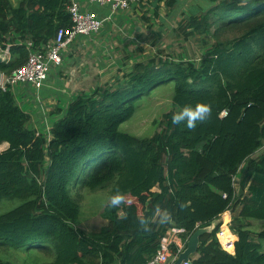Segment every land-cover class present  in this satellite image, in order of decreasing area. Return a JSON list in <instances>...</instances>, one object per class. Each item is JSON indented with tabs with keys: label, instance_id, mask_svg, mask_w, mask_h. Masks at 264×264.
Returning a JSON list of instances; mask_svg holds the SVG:
<instances>
[{
	"label": "trees",
	"instance_id": "trees-1",
	"mask_svg": "<svg viewBox=\"0 0 264 264\" xmlns=\"http://www.w3.org/2000/svg\"><path fill=\"white\" fill-rule=\"evenodd\" d=\"M148 1L156 18L162 5L168 14L179 3ZM206 1L203 10L181 13L172 31L184 42L200 40L198 60L157 52L114 86L81 92L51 112L58 118L46 132L35 128L25 93L20 100L16 89L0 88V203L18 202L0 214V254L39 253L44 260L32 264H147L170 230L187 243L213 225L190 264H264V230L251 228L264 224V0ZM70 4L0 0L4 77L25 64L27 43L42 50L71 27ZM169 82L172 110L160 132L144 139L121 133L137 101ZM198 103L211 107L204 122L192 130L172 124L173 114ZM84 190L124 197L106 205V224L91 232L78 228ZM229 211L233 254L216 236ZM169 251L174 257L176 246ZM0 264L15 263L0 257Z\"/></svg>",
	"mask_w": 264,
	"mask_h": 264
},
{
	"label": "rangeland",
	"instance_id": "rangeland-1",
	"mask_svg": "<svg viewBox=\"0 0 264 264\" xmlns=\"http://www.w3.org/2000/svg\"><path fill=\"white\" fill-rule=\"evenodd\" d=\"M13 1L15 2V0ZM178 2L179 3L173 7L172 11H169L168 14L164 7H160L159 18H156V16L153 15L155 10L150 9L148 3L147 5L140 6L139 12L143 19L141 26L143 33L141 35L140 33L134 32L133 22L130 27L125 31H122V34L120 32L118 33V31H114L112 32V36L111 32H109L110 37L108 34L106 35L108 29L103 26L100 29L99 34L102 33L101 35H103L104 39H106L105 37L110 38L108 42H105V49L103 52L104 57H101L100 59L104 66L100 69V63L97 60H90V68L85 73L89 79L88 82H84L82 77L84 76V72L81 71L82 67H74V83L80 85L81 90H79V93L82 91L87 93L92 92L97 86H114L117 79L119 78V80H121L122 75L131 71L136 62L147 60L148 58L153 57L157 52H161L163 56H168L172 59H186L194 62L198 60L205 52V47L201 46V43L199 42L200 40L198 42H184L175 37V34L172 31L176 27V19L181 13H186L189 9L193 10L194 8L203 10L207 5V1L178 0ZM160 12L162 18H160ZM99 70H102V72ZM51 74L52 72L49 74L46 87L49 85L48 82L56 81ZM80 81L81 83H79ZM54 85L57 86V84ZM46 87L38 92V97L41 100L40 104H37L35 94H30L29 90L23 91L25 88L23 85L17 86V93H15L16 97L20 98V100H23V94H26L25 97H27L28 101L33 104V107L30 110L34 116L33 124L35 128L45 130L44 132H46L47 127L58 118H56L54 113L51 114V112L55 111L56 108L64 109L67 104L66 100L68 99V97L67 99H64L55 95L43 99L44 93L48 90ZM66 90L69 91L68 94H73L72 87ZM172 95L173 82H169L156 87L149 95L142 96L136 103L134 115L120 126L119 131L136 137L137 139L150 138L156 132H160L161 127L158 123L163 114L172 110ZM48 102H51V104ZM38 105L39 107H37ZM37 108L39 114L36 111ZM37 114L39 118L36 117ZM243 169L244 168L241 167L235 177L237 195H239L238 182L240 181ZM80 195L81 215L78 228L85 232H91L105 225L106 222L101 214L106 205L109 204V193L99 192L91 194L84 190L80 191ZM16 203L18 202L15 201L11 203L4 201L0 203V214L11 210V208L18 205ZM233 215V211H229L226 215L222 216V218L218 220L220 226H224L225 222L226 227L230 230ZM251 228L254 232H260L261 230H264V224L252 223ZM176 240L177 235L168 232L163 243L169 247V245L172 243L174 244ZM262 246L264 250V243H262ZM0 257L15 264H32V262L44 260L39 253L30 254L28 252L24 253V251H11L9 254H0Z\"/></svg>",
	"mask_w": 264,
	"mask_h": 264
},
{
	"label": "built area",
	"instance_id": "built-area-1",
	"mask_svg": "<svg viewBox=\"0 0 264 264\" xmlns=\"http://www.w3.org/2000/svg\"><path fill=\"white\" fill-rule=\"evenodd\" d=\"M88 2L98 6L109 5L112 11L117 12H124L130 8V0H88ZM68 14L71 20V27L68 29H59L55 39L47 44L44 49L38 51L33 50L32 44L27 43L28 56L25 64L13 71L11 75L7 77L3 76L0 85L2 90L16 89L19 85H23L27 89H34L37 102L40 104L38 92L45 86L51 69L62 65L63 55L68 47L74 43L78 36L89 38L98 34L104 26V23L110 21L109 17L99 18L93 12L82 10L78 0H71ZM3 55L8 60V52H4ZM225 114V112L222 113V116ZM169 233H175L177 235V240L174 243L177 250L176 255L172 257L169 251L173 243L167 247L164 245L163 240L161 248L147 264H174L179 254L184 251L186 243L180 241L179 231L172 229ZM216 236L221 248L232 253L235 237L226 227L225 222L224 226L220 227ZM182 264H190V262H183Z\"/></svg>",
	"mask_w": 264,
	"mask_h": 264
},
{
	"label": "crops",
	"instance_id": "crops-1",
	"mask_svg": "<svg viewBox=\"0 0 264 264\" xmlns=\"http://www.w3.org/2000/svg\"><path fill=\"white\" fill-rule=\"evenodd\" d=\"M80 3L82 10L87 12H93L96 14L99 18H110V21L104 23V28L108 29V32L106 35H109V32H111V35L113 36L112 32L118 31L121 34L122 31H125L128 27L131 26L133 22L134 26V32L140 33L142 32V22L143 19L141 18V14L139 12L140 6L147 5L150 9L154 10L153 6L150 4L151 1L148 0H130V8L127 11L124 12H117L112 11L109 5L104 6H98L95 4H90L88 0H78ZM161 6V5H160ZM163 7V5L161 6ZM161 10V9H160ZM153 13V12H152ZM154 15V13H153ZM158 18H159V12H158ZM160 18H162V14L160 12ZM102 33H98L96 35H93L89 38H85L82 36H78L74 43L71 44L66 52L63 55V61L62 65H60L57 68H54L52 72V76L56 79L55 82H48L49 85L46 87L48 90L44 93L43 99L48 98L50 96H57L60 98L68 99L66 100L67 103L72 100L77 94H79V90H81L80 85H77L75 82V74H74V67H82L81 71H83V79L84 82H88L89 79L85 73L90 68V60L98 61L99 68L102 69L104 64L101 62V57H104V49H105V42L109 41V37L103 38ZM105 35V36H106ZM95 58V59H94ZM102 72V70H99ZM50 75V76H51ZM81 79V77H80ZM57 84L55 86L54 84ZM81 83V81L79 82ZM53 85V86H52ZM60 86V87H59ZM72 87L73 94H68V88ZM98 87V86H97ZM78 91V92H77ZM76 92V93H75ZM84 93H87L85 91H82ZM41 103V100H40ZM51 104V102H48ZM58 109V108H56ZM37 118H39L38 114L36 115Z\"/></svg>",
	"mask_w": 264,
	"mask_h": 264
},
{
	"label": "clouds",
	"instance_id": "clouds-1",
	"mask_svg": "<svg viewBox=\"0 0 264 264\" xmlns=\"http://www.w3.org/2000/svg\"><path fill=\"white\" fill-rule=\"evenodd\" d=\"M210 114H211V107L209 105L198 103L195 106H186L178 113L173 114L171 117V122L173 125L183 124L187 129L192 130L197 127L198 122H204L210 116ZM235 181L236 179L234 178V182ZM123 200H124L123 195L119 193L112 195L109 198V206L117 207L123 202ZM166 219H167V213H165L162 220H166ZM141 223L142 225L146 226V222L142 221ZM235 241H236V237H235ZM233 251L231 254H233Z\"/></svg>",
	"mask_w": 264,
	"mask_h": 264
},
{
	"label": "water",
	"instance_id": "water-1",
	"mask_svg": "<svg viewBox=\"0 0 264 264\" xmlns=\"http://www.w3.org/2000/svg\"><path fill=\"white\" fill-rule=\"evenodd\" d=\"M5 56L0 54V66L2 63L6 62ZM3 75L0 72V85L2 82ZM213 229V225L204 228V229H199L197 230L187 241L186 243V249L179 254L178 258L174 262V264H182L183 262H189L191 256L196 254L197 247H198V241H199V236L203 233L210 232Z\"/></svg>",
	"mask_w": 264,
	"mask_h": 264
}]
</instances>
